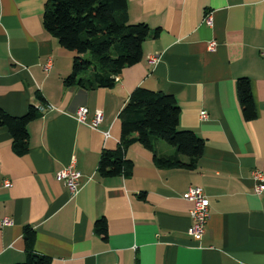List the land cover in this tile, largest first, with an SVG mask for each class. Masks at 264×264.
Segmentation results:
<instances>
[{
    "label": "crops",
    "instance_id": "crops-1",
    "mask_svg": "<svg viewBox=\"0 0 264 264\" xmlns=\"http://www.w3.org/2000/svg\"><path fill=\"white\" fill-rule=\"evenodd\" d=\"M126 1L128 21L157 35L112 88L84 91L63 87L72 54L42 28L45 0H0V109L12 117L29 106L41 113L27 125L23 156L0 127V219L10 221L0 228V264L24 261L26 226L49 264H264V190L256 194L252 178L264 174V0ZM150 56L157 57L152 66ZM240 78L254 108L248 121L236 93ZM137 87L174 97L179 128L203 142L192 171L158 168L135 144L125 154L129 177L98 176L99 156L117 146L118 113ZM95 111L101 121L92 128ZM156 149L173 151L161 142ZM70 165L80 175L73 194L55 178ZM189 187L208 201L198 240L182 198ZM100 219L103 236L94 232Z\"/></svg>",
    "mask_w": 264,
    "mask_h": 264
},
{
    "label": "trees",
    "instance_id": "trees-1",
    "mask_svg": "<svg viewBox=\"0 0 264 264\" xmlns=\"http://www.w3.org/2000/svg\"><path fill=\"white\" fill-rule=\"evenodd\" d=\"M43 30L72 54L71 71L63 81L65 88L84 91L109 89L127 67L142 60V45L157 35L144 23H130L126 0H45L41 15ZM236 93L245 120L254 118L249 82L240 78ZM37 99H43L37 94ZM29 106L20 117L0 109V127L11 137V149L17 156L27 152V125L40 116ZM179 107L173 96L141 87L135 88L118 113L120 135L113 150H103L96 171L100 178L129 177L132 163L125 157L132 145H140L152 154L158 168L192 171L199 159L203 142L190 130L179 128ZM158 142L173 151L159 153ZM97 235L105 234V221L94 224ZM25 259L20 264H49V258L34 250L35 233L23 228Z\"/></svg>",
    "mask_w": 264,
    "mask_h": 264
},
{
    "label": "built area",
    "instance_id": "built-area-1",
    "mask_svg": "<svg viewBox=\"0 0 264 264\" xmlns=\"http://www.w3.org/2000/svg\"><path fill=\"white\" fill-rule=\"evenodd\" d=\"M207 26H211L212 21L211 17L207 15L204 19ZM214 44L210 42L208 45L209 50H213ZM157 61L156 56H150L147 59V64L152 66ZM87 110L85 107L78 108L76 112V119L79 122L85 120ZM200 118L203 120L206 117L204 112H200ZM101 121V112L95 111L93 120L91 121V127L95 128L97 124ZM80 175L77 173L73 167L70 165L58 172L55 173V178L59 181H62L66 189L70 194H73L77 191L78 179ZM253 180L256 182V194L264 190V174L262 172L254 171L252 174ZM9 182L4 184V187H9ZM182 198L191 203V210L189 211V218L191 220V226L189 228V235L194 239H200L202 236L203 230L208 220V201L201 191L197 187H189L186 192L183 194ZM10 221L8 219H0V228L3 226H8Z\"/></svg>",
    "mask_w": 264,
    "mask_h": 264
}]
</instances>
